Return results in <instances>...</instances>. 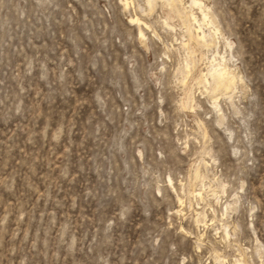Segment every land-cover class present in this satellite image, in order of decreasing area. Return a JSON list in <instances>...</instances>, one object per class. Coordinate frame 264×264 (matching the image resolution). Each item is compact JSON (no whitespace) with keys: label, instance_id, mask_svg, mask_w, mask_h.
Returning <instances> with one entry per match:
<instances>
[{"label":"rangeland","instance_id":"obj_1","mask_svg":"<svg viewBox=\"0 0 264 264\" xmlns=\"http://www.w3.org/2000/svg\"><path fill=\"white\" fill-rule=\"evenodd\" d=\"M152 1L0 0V264H264V0Z\"/></svg>","mask_w":264,"mask_h":264},{"label":"bare ground","instance_id":"obj_2","mask_svg":"<svg viewBox=\"0 0 264 264\" xmlns=\"http://www.w3.org/2000/svg\"><path fill=\"white\" fill-rule=\"evenodd\" d=\"M190 1H191V4L194 6H197L200 3L198 0H190ZM174 2H171L168 4V7L170 9L169 11L171 12V14L173 16H175L176 18H178L181 21L182 25L187 26L190 23H192L196 26L195 34H192V32L187 33V34H189L190 40L192 42H194L200 48L201 47H215L216 46V40H217L216 34H217L218 30H216V28H214L212 26L213 24L208 19L207 14H205L202 10H200L199 12L201 14V20H199V18L197 16H195V14L193 13V11L191 9L186 13H183V12L181 13L178 10V8ZM126 5H127V3H126ZM147 5L151 11L152 6H153V1L147 0ZM181 10H183V9H181ZM131 22L138 25V35H139L140 39H143L144 35L142 33L140 26L142 25L144 27H147L146 24L141 23V21L137 17H133L131 19ZM202 26H205V27L209 26L208 29L210 31H208L207 34L204 33V31L202 30ZM188 45H189V43L185 44V46H187V47H188ZM194 48H195V45H194ZM190 65L191 64L189 62H186V68H189ZM207 73H208L207 76L206 75L202 76L203 81H201L199 84L205 83L208 86L210 84L209 91L211 93H224V94H226V93L232 92L235 89L236 78L230 73L227 66L223 62L220 61V62L216 63L215 65L211 66L210 70Z\"/></svg>","mask_w":264,"mask_h":264}]
</instances>
